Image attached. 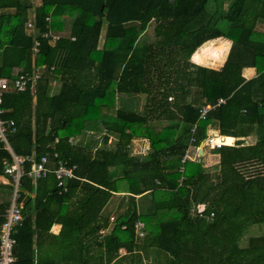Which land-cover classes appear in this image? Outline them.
Listing matches in <instances>:
<instances>
[{"label":"trees","instance_id":"16d2710c","mask_svg":"<svg viewBox=\"0 0 264 264\" xmlns=\"http://www.w3.org/2000/svg\"><path fill=\"white\" fill-rule=\"evenodd\" d=\"M32 8L31 0H0V77L13 81L43 68L25 90L4 93L2 117L16 123L9 134L16 155L55 163L57 152L77 165V177L64 191L54 172L34 181L25 161L14 264L64 262L48 250L54 223L70 264L85 257L92 264L95 245L113 264H143L140 250L151 264H264V232L239 245L249 226L264 223V0H42L34 34L26 29ZM48 31L59 35L54 44L43 37ZM219 37L232 42L223 66L195 63L223 62L227 42L194 54ZM246 67L256 76L245 78ZM141 97L140 109L128 108V99ZM203 106L210 108L205 119ZM212 128L231 136L225 143L237 140L211 148L219 160L207 167L186 154L191 139L199 146ZM85 132L102 133L101 145L70 141ZM138 138L149 141L146 154L133 153ZM12 161L0 141V175L11 180ZM115 193L128 194V203L101 238ZM9 205L0 203V215ZM122 248L127 254L119 257Z\"/></svg>","mask_w":264,"mask_h":264},{"label":"built area","instance_id":"2783aa9c","mask_svg":"<svg viewBox=\"0 0 264 264\" xmlns=\"http://www.w3.org/2000/svg\"><path fill=\"white\" fill-rule=\"evenodd\" d=\"M27 26L32 28L34 34V26L31 20L28 21ZM30 33V32H29ZM44 38H48L51 44H54L57 39H59L58 34H54L50 31L43 34ZM40 41L36 39L34 52L37 53L39 50ZM43 68L37 67L33 73H24L16 77L13 81H9L7 78L0 77V141L4 144L5 148H7L13 157V161L11 164H8L6 167V172L12 176V186L13 192L10 200V205L6 209V211L0 215V264H14L16 261L15 256V245L16 238L14 234L17 231V227L23 221V204L19 201L20 198V181L24 171V163L25 161H31L32 167L28 172L29 176L33 178L34 181L46 176L49 172H54L57 180L58 186L63 188L64 191H67L66 181L70 178H76V164H69L67 161L59 158L58 153L54 154L56 158L55 167L51 169L48 164L50 160L47 155H43L39 160L35 161L33 156H19L16 155L10 145L9 142V134L14 133L16 131V123L13 119H4L2 114L4 113V109L2 107L3 103V95L9 90H17L23 91L26 89L28 83L32 81L35 83L42 75ZM172 99V97H170ZM225 102L223 98H220L218 104ZM210 108L208 106H203L200 110V118L205 119L206 115ZM219 139V141H217ZM194 138L191 139L190 145L187 149L186 157H189L188 152L192 149V147L200 148V151L204 146H208L210 148L221 147L222 145H233L235 143L228 144L225 143L223 137L217 135H208L207 138L199 145L193 146L192 142H194ZM70 141H74V137L70 138ZM199 215L201 214L198 212ZM211 217H214V213L211 214ZM144 223L141 220H138L135 223L136 234L139 237H143L145 235Z\"/></svg>","mask_w":264,"mask_h":264},{"label":"crops","instance_id":"0c3cea01","mask_svg":"<svg viewBox=\"0 0 264 264\" xmlns=\"http://www.w3.org/2000/svg\"><path fill=\"white\" fill-rule=\"evenodd\" d=\"M31 1L33 3V8L30 10V19L29 20L32 21L33 20V17H34V14H35V12H34L35 7L41 5L42 4V0H35V1L34 0H31ZM26 29H27V32H28L27 26H26ZM263 29H264V27H263ZM211 42H216V45L217 46L220 45V44H222L223 42H227L228 43L227 45H225L226 46V51H225V58H224L223 62H221L216 67L211 64L213 62V60H209V59H206L205 62H196V61H194V62L197 63V64H201V65L207 66V67H212V68L219 69V68H221L223 66V64H224V62H225V60L227 58V55L229 53V50H230V47H231L232 42H231V40L226 39V38H223V37H219V38H216V39H211V40L205 42L201 47H199L194 52V54L199 49L205 47L206 45H208ZM194 54L192 56H194ZM256 74H257V71H256V69L254 67H246L243 70V75L247 79L253 78L254 76H256ZM55 88H54V90H56ZM210 131L215 132V135L220 136V137H223V138L224 137L225 138L226 137H231V136H222V135H220L219 134V131L217 129H215V128H212ZM94 133L95 132H85L83 135H81V136H84V137H82V139H86L87 138V135L91 136ZM81 136L78 139H80ZM103 137L104 136L101 133L100 142L103 139ZM112 137H114V136H112ZM233 138H235V137H233ZM252 138L253 137H249L248 140L249 139L252 140ZM236 139L237 138H235V140ZM87 144L91 145L92 144L91 140L89 142L87 141ZM200 153L202 154L201 151H200ZM215 155L218 156L217 154H215ZM203 156H204V153H203ZM203 156L201 157V159L204 158ZM218 160L219 159L216 160L215 164L218 163ZM215 164H213V165H215ZM204 165L207 166L206 164H204ZM48 166L51 169H53L54 166H55L54 161H50V163L48 164ZM11 187H12V189H11ZM12 192H13L12 180L10 178H8V176L0 175V203L3 204L5 202H9L11 200ZM126 195L128 196V194H125V193H115L112 196L111 200L109 201L108 205L105 207L104 214H107L108 212L110 213L111 210L114 209L115 214H112L111 217L112 218H115L114 216L116 215V212H117V209H118V205H120V202H121L122 198L124 196H126ZM22 204H23V202H22ZM111 220H113V219H111ZM114 222L113 223L111 222V225H109L107 227L101 228L99 230V237L102 238L103 236L109 234L111 232V230H112V227L114 225ZM60 230H61V224L60 223H54L52 225V227L50 229V236H48V240H49L48 250L50 252L55 253V254L58 253L57 255H61L62 254V256L64 257V259H63L64 262H62L61 264H70V260H69V256H68V254H69V247H67V243L64 242L63 245H62V247H60L59 242L56 241V239H58V237L60 236L59 235ZM103 252H104V254L102 256L104 257V259L102 260L101 254ZM139 253H141V255H142L143 264H151V263H153V257H152L151 254L145 256V252H143V250H140ZM125 254H127L126 248H122V249L119 250V257L120 256H123ZM65 258H68V260H66ZM87 258H89V260H90V262L92 264H101L102 261L105 264H113V262H114V260H113L111 263H107V261H106V249L105 248H102V247H98L96 245L92 247V249L90 251V254H89V256ZM85 261H86V257L83 258V259H80L79 262H78V264H87V263H85ZM123 264H130V260H128L127 263H123ZM134 264H137L136 261H134Z\"/></svg>","mask_w":264,"mask_h":264},{"label":"rangeland","instance_id":"374dc122","mask_svg":"<svg viewBox=\"0 0 264 264\" xmlns=\"http://www.w3.org/2000/svg\"><path fill=\"white\" fill-rule=\"evenodd\" d=\"M66 23H67L66 28L68 29L70 20H68ZM27 28H28V33L33 32L32 28H30L28 26H27ZM104 35H105V28H104V31L102 34V40L104 38ZM198 62H200V61H198ZM213 66L216 67V65H213ZM54 87H56L55 91H57L60 87V82L55 83ZM142 102H144V97L136 98V99L131 98V99H128L127 105H130V107H128L130 109H140L142 107ZM208 135H215V132L209 130ZM82 137H84V136H81L80 139H78L79 137L74 138L73 142L77 143V144L80 143L81 145H86L87 141L89 142L91 140L92 144L87 146L89 149H92V148H95V146L101 145V142H102V140L100 142L101 133L95 132L91 136L87 135L86 139H82ZM249 141L252 142V141H254V139L253 138H252V140L249 139ZM115 142H116V138L111 136L108 140V145L112 146ZM132 149H133L134 154H139V155L146 154L150 150L149 141L147 139H144V138L134 139L132 142ZM199 150H200V148L198 149L196 147H192V149L188 152L189 158H191V159L193 158V159L197 160V158L198 159H199V157L201 158L203 156V153H204V156H203L204 158H202L203 163L206 164L208 167H212V165L215 164L216 160L218 159V156L213 154L211 152V148L208 146L203 145V148L201 150L202 154L200 153ZM245 167H247L251 170L256 169V167L253 165L252 166L249 165V166H245ZM127 203H128V196L126 195L122 198L120 205H118L116 215L114 216L115 218L111 217L112 214H115L114 209L111 210L110 213L108 212L107 214H105V215H107V218L105 220H103V224L101 222L102 227L111 225V222L113 223L118 218L119 214L124 212V210L126 209ZM110 218L113 220H111ZM263 232H264V223H258V224H253V225L249 226L246 229V231L243 233V235L241 236V239L239 240V245L242 247L247 246L250 237L259 236Z\"/></svg>","mask_w":264,"mask_h":264},{"label":"water","instance_id":"95a60500","mask_svg":"<svg viewBox=\"0 0 264 264\" xmlns=\"http://www.w3.org/2000/svg\"><path fill=\"white\" fill-rule=\"evenodd\" d=\"M198 217H199V213H197V215H196V220L198 219Z\"/></svg>","mask_w":264,"mask_h":264}]
</instances>
